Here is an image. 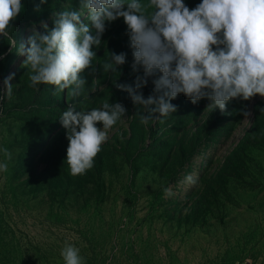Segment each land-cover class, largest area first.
I'll use <instances>...</instances> for the list:
<instances>
[{
	"label": "rangeland",
	"instance_id": "obj_1",
	"mask_svg": "<svg viewBox=\"0 0 264 264\" xmlns=\"http://www.w3.org/2000/svg\"><path fill=\"white\" fill-rule=\"evenodd\" d=\"M201 2L184 0L190 10ZM39 3L22 0L10 36L0 37V95L14 74L12 96L0 101V147L11 153L0 172V264H64L66 244L85 264H264V97L234 99L221 112L180 94L175 113L141 124L145 109L116 86L143 78L132 70L123 18L106 22L79 96L32 86L20 45L42 23L51 29L55 13L80 8V0H47L34 11ZM111 52L126 53L117 73L101 67ZM155 78L139 89L145 99ZM104 102L123 104L126 115L107 130L94 167L72 175L60 116L70 105L89 111Z\"/></svg>",
	"mask_w": 264,
	"mask_h": 264
},
{
	"label": "clouds",
	"instance_id": "obj_2",
	"mask_svg": "<svg viewBox=\"0 0 264 264\" xmlns=\"http://www.w3.org/2000/svg\"><path fill=\"white\" fill-rule=\"evenodd\" d=\"M45 3L47 0H40L34 11H41ZM23 9L22 0H0V37L10 36L8 30ZM81 9L88 11L91 27L82 23ZM54 15L51 29L42 23L44 31L34 29L27 48L19 47V54L26 57L23 65L30 67L32 86L51 85L79 96L86 85L80 74L89 68L96 71L92 47L101 45L106 22L123 18L134 58L131 67L134 73L142 69L143 78L137 76L135 87L116 86L129 94L134 105L145 109L141 124L175 113L172 101L180 94L193 104L208 99V108L221 112L234 99L264 97V0H202L191 10L184 0H80L79 10L66 9ZM6 55L0 54V60ZM108 56L101 65L105 73H117L126 63V53ZM149 77L157 78L152 81L153 93L145 99L139 89ZM13 78L10 74L4 79L0 101L5 95L12 96ZM126 111L119 102H104L89 111H77L70 105L61 114L72 175L94 167V159L107 141V130L121 121ZM98 123L103 127L98 128ZM0 153L5 158L0 161V172H7L11 153L6 147H0ZM186 181L195 183L192 175ZM164 192L173 195L171 188ZM61 256L64 264H85L73 245L66 244Z\"/></svg>",
	"mask_w": 264,
	"mask_h": 264
}]
</instances>
